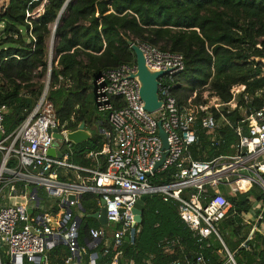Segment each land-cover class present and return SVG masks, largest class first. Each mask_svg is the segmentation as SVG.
Instances as JSON below:
<instances>
[{
  "label": "trees",
  "instance_id": "1",
  "mask_svg": "<svg viewBox=\"0 0 264 264\" xmlns=\"http://www.w3.org/2000/svg\"><path fill=\"white\" fill-rule=\"evenodd\" d=\"M64 2L8 0L6 8L0 10V21L4 22L0 107L5 109L1 139L28 117L41 95L49 68L48 41ZM126 38L182 54L185 68L176 76L174 88L179 105H186L194 92L195 102H200L204 90L227 103L233 98V86L245 87L237 95L235 109L211 110L219 123L216 133L226 143L219 148L211 146L212 133L199 128L200 139L191 147L196 159L232 152L237 137L231 125L244 119L242 110L264 107V65L257 61L264 58V0H70L55 29L46 95L59 129L76 130L82 121L88 129L97 125L90 140L75 145L77 150L71 156L74 164L93 166L94 161L86 154L102 147L101 129L108 123L96 116L94 80L102 70L135 63ZM243 125L246 127V123ZM99 158L104 169V158ZM221 191L231 207L217 230L235 264H264V237L254 232L252 239L246 240L250 226L244 222V215L252 208L251 198L264 200V191L256 184L243 193H232L224 187ZM80 203L86 214L77 241L84 245L89 228L98 226L86 215L98 210L99 197L84 193ZM134 227L138 231L133 241L126 236L120 246L112 245L104 255L103 247L96 246L101 263L194 264L196 255L201 254L210 264H223L228 258L217 236L199 239L180 220L177 202H164L160 195L147 196L141 222ZM68 252L62 245L52 246L48 250L49 264H65ZM116 253L121 256L113 263Z\"/></svg>",
  "mask_w": 264,
  "mask_h": 264
},
{
  "label": "built area",
  "instance_id": "2",
  "mask_svg": "<svg viewBox=\"0 0 264 264\" xmlns=\"http://www.w3.org/2000/svg\"><path fill=\"white\" fill-rule=\"evenodd\" d=\"M2 2L5 3L0 10L6 8L8 0ZM3 30L4 22L0 21V38ZM136 44L146 65L163 71L157 78L162 104L153 112L144 109L139 83L132 76L135 63L102 70L94 80V104L108 127L101 129V149L86 154L87 159L94 161L93 166L69 161L73 154L67 138L69 130L59 129L47 95H40L28 117L0 140V246L5 249L8 264H47V246L61 241L66 242L72 261L80 259L85 249L77 241L79 215L73 214V208H81L84 193L98 195V210L105 208L108 224L112 225L111 231L101 225L88 230L89 242L95 246L103 241L105 254L112 245L120 246L129 237L136 224L134 203L141 195L156 194L164 202H177L180 220L199 238H205L211 234L219 237L217 225L227 217L231 207L221 187L243 193L256 184L264 191V107L242 110L244 119L231 125L237 137L231 145L232 152L218 153L210 159L193 158L191 147L200 139L199 128L212 133L211 146L219 148L226 143L216 133L219 123L211 110L235 109L237 95L245 87L233 86V98L227 103L204 90L200 102H195L194 92L186 105H179L174 88L176 76L185 68L182 54L163 51L146 42ZM243 98L248 101L246 95ZM4 111L0 107L2 135ZM158 124L166 134V149ZM54 129L61 135L58 145H53ZM51 147L61 153L60 158L48 155ZM163 154L162 163L155 168ZM100 156L104 158V169L100 168ZM245 182L249 185L245 186ZM32 188L56 197L55 208L41 202L36 204ZM70 193L75 199H67ZM251 201L252 208L244 215V222L251 228L246 240H251L254 232L259 233L264 222V200L251 198ZM226 252L228 258L223 264H235L233 255ZM37 256L41 257L39 263L34 261ZM118 257L119 253L113 256V263ZM196 260L198 264H210L201 255ZM0 264H3L1 256Z\"/></svg>",
  "mask_w": 264,
  "mask_h": 264
},
{
  "label": "water",
  "instance_id": "3",
  "mask_svg": "<svg viewBox=\"0 0 264 264\" xmlns=\"http://www.w3.org/2000/svg\"><path fill=\"white\" fill-rule=\"evenodd\" d=\"M69 1L70 0H65L61 10L59 11V13L57 15V18L55 19L53 29L51 32V37H50L49 47H48L49 68H48L46 80L44 82V87H43L42 92H41L42 96L47 94L48 87H49V80H50V73H51V64L50 63H51V55L53 52V46H54L55 29H56L58 20H59L61 14L63 13V11H64V9H65V7ZM125 41H126L127 45L130 47V49H131V51L135 57L136 71L134 72V74L132 76L134 78H136V80L139 83V96L144 103L143 107L148 112H153V111L157 110L158 108H160V106L162 104L161 100L158 97V93H157V84H158L157 78L159 75H161L163 73V71L150 69L144 61V55H143L142 50L139 48V46L135 42H133L131 39L126 38ZM257 61L262 62V64L264 65V58H258ZM158 125H159V135L161 136L162 141H163V148L166 149L168 147L167 142H166V134L160 128V124H158ZM91 136H92V131L90 129L86 128L84 121H82L78 125L76 130L68 131V133H67L68 140L71 143L76 144V145L90 140ZM53 137L55 139L53 145H58L60 140H61V135L58 133L57 129L53 130ZM54 147H51L48 150V155L51 157L57 156L58 158H60L61 153L59 151H55ZM164 156H165V154H163L162 159L156 164L155 168L162 163ZM31 192L34 194L36 204H39L40 198L38 196L37 189L32 188ZM146 198H147L146 195H141L139 198H137L135 200V203H134V214H135L134 220H135L136 224H139L141 222V214H142V210H143V206H144V202H145ZM67 199H75V195L71 194V193L67 194ZM103 204H104V201L101 199L100 205L102 206ZM79 206L81 207V204H79ZM81 209L84 212V209L82 207H81ZM86 216L89 218L97 220V222L101 226H105L108 224V221H107L106 215H105V208L104 207H101L99 210L95 211L92 214H87ZM77 222H78V226H79L81 223V217H77ZM134 235H135V227H132L130 229V233H129V237H128L130 239V241L134 240ZM87 241L89 242V239H87ZM56 244L66 245V242L61 241V242L56 243ZM40 258H41L40 256H37L34 258V261L36 263H39Z\"/></svg>",
  "mask_w": 264,
  "mask_h": 264
},
{
  "label": "crops",
  "instance_id": "4",
  "mask_svg": "<svg viewBox=\"0 0 264 264\" xmlns=\"http://www.w3.org/2000/svg\"><path fill=\"white\" fill-rule=\"evenodd\" d=\"M38 196H39V198H40V202H41V204L42 205H44V206H53V208H55V205H56V203H57V201H58V199L56 198V197H52V198H55L56 200L53 202V203H45V196H47L46 195V193H45V191L43 190V189H40V190H38ZM48 197V196H47ZM55 203V204H54ZM145 203V202H144ZM144 207V206H143ZM73 210H74V212H73V214L74 215H79V216H81V222H82V219H83V217H84V215L86 214V212H85V210H84V212L82 211V209L80 208V209H76V208H73ZM252 215V214H251ZM78 216V217H79ZM253 217H254V215H253ZM95 220V219H94ZM97 221V220H96ZM183 223V222H182ZM81 224V223H80ZM97 224H98V226H99V223L97 222ZM245 224L246 225H248L246 222H245ZM110 225V224H109ZM80 226V225H79ZM111 227H112V225H110ZM217 229H218V226H217ZM251 229V228H250ZM108 231H111L112 229H107ZM136 231H138V230H136L135 229V232ZM259 234L260 235H262L263 237H264V222H262L261 224H260V232H259ZM210 236H208V237H205L204 239H208ZM200 239V238H199ZM218 239L220 240V242L223 244V246H224V248L226 249V251H229L228 249H227V247L225 246V244L223 243V241H222V239L220 238V236L218 237ZM167 240V239H166ZM171 240H173V239H171ZM170 240V241H171ZM102 242L103 241H100V242H98L95 246L92 244V243H90V242H88V241H86L85 242V244L84 245H79L80 247H84V249H85V251H82V253H81V255H80V259H78L77 261L75 260H71L70 258V253L68 252V256L66 257V259H65V264H85V263H91V264H105V263H101L100 262V259H101V255L99 254V251H95V248H96V246H98V245H101L102 246ZM163 242V241H162ZM54 245H62V244H53V245H48L47 246V251H46V254H47V264H49V262H48V250L52 247V246H54ZM62 246H64L65 248H67V246L66 245H62ZM1 249L4 251L5 249H4V247L3 246H1ZM166 249V252H169L170 250H168L169 249V247H166L165 248ZM102 255H104V253L102 254ZM198 255H201V254H197L196 255V257L198 256ZM121 255H119V257H120ZM202 256V255H201ZM83 257H88V259H87V261H86V259H84ZM203 257V256H202ZM204 259V258H203ZM205 260V259H204ZM205 261H207V260H205ZM208 262V261H207ZM130 264H132V262H130ZM148 264H149V262H148ZM194 264H198V262H197V260H196V258H195V263Z\"/></svg>",
  "mask_w": 264,
  "mask_h": 264
},
{
  "label": "rangeland",
  "instance_id": "5",
  "mask_svg": "<svg viewBox=\"0 0 264 264\" xmlns=\"http://www.w3.org/2000/svg\"><path fill=\"white\" fill-rule=\"evenodd\" d=\"M5 2H2V0H0V6L1 5H3ZM49 41H50V39H49ZM49 41H48V47H49ZM48 58H49V53H48ZM51 58H52V55H51ZM46 80V76H45V78H44V81ZM196 93V92H195ZM192 96H194V93H193V95ZM191 96V97H192ZM196 97V96H195ZM96 116H97V118L98 119H100V118H102L103 117V115H102V113H97L96 112ZM96 127H97V125L95 124V125H92L91 126V128H90V130H92V132H93V134H95V129H96ZM87 128V127H86ZM2 134H0V139H1V136ZM87 142V141H86ZM86 142H84V143H86ZM82 144V143H81ZM76 144H71V146H70V150L73 152V151H75V150H77V147L75 146ZM78 145H80V144H78ZM64 149V148H63ZM67 151H69V149H66ZM69 161L70 162H72L71 161V157L69 158ZM262 175L264 176V173H262ZM45 203L47 204H49V203H53L56 199L55 198H52V197H47V196H45ZM55 204V203H54ZM94 223H97V221L96 220H92ZM105 228L106 229H112V227L109 225V224H107V225H105ZM0 256H1V260H2V263L3 264H8V256L4 253V251L1 249V246H0Z\"/></svg>",
  "mask_w": 264,
  "mask_h": 264
},
{
  "label": "bare ground",
  "instance_id": "6",
  "mask_svg": "<svg viewBox=\"0 0 264 264\" xmlns=\"http://www.w3.org/2000/svg\"><path fill=\"white\" fill-rule=\"evenodd\" d=\"M249 185V183L248 182H245V186H248ZM52 191H55V190H52Z\"/></svg>",
  "mask_w": 264,
  "mask_h": 264
}]
</instances>
